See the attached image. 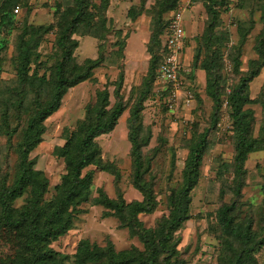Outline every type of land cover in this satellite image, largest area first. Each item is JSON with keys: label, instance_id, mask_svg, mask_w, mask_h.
Returning <instances> with one entry per match:
<instances>
[{"label": "rangeland", "instance_id": "374dc122", "mask_svg": "<svg viewBox=\"0 0 264 264\" xmlns=\"http://www.w3.org/2000/svg\"><path fill=\"white\" fill-rule=\"evenodd\" d=\"M159 1L83 0L88 22L78 25L69 37L75 47L66 74L84 70L89 61L94 66L86 80L66 90L58 109L43 121L40 142L28 154L32 169L47 182L43 200L56 197L55 187L66 174L59 151L67 141L74 144L80 136L79 126L87 111L102 108L101 93L107 96L105 111L118 101L123 111L110 132L94 139L105 170L89 166L80 173L90 174L89 202L77 207L70 229L48 248L70 257L77 244L86 241L97 248L110 246L114 253L132 252L138 258L136 264L144 258L146 249L141 238L112 212L91 202L100 194L110 200L121 199L125 205L142 200L131 185L127 123L137 99L143 95L138 112L142 181L151 188L154 207L149 214L137 215L138 229L149 232L156 242L168 216L167 198L180 185L188 148L198 134L207 130L198 180L190 193L188 219L172 235L169 244L174 252L168 261L234 264L240 246L218 227V208L234 202L232 221H250L255 239L264 233V64L246 87L247 102L241 111L250 127L245 137L257 143L245 156L238 174L233 163L236 131L227 104L239 78L261 63L257 50L262 44L264 54V0H243L237 9L217 8L210 38V0L175 3V7L186 4L182 14L185 63L182 89L172 101L164 87L155 77L151 81L148 74L147 49L157 28ZM13 5L18 6L17 15H11ZM74 12L73 0H0V184L6 187L17 177L21 134L35 112L34 102L43 105L50 96L53 67L59 60L55 42ZM170 13L161 15V23ZM23 45L30 48L31 58L21 69L17 50ZM154 50L155 45L151 46ZM210 51L217 52V57H211ZM213 90L219 109L211 127ZM237 177L240 189L234 197ZM27 197L28 191L13 201L12 208L22 207ZM13 236V232L0 229V264L13 262L17 251ZM155 250V264H162L169 253H163L157 245ZM242 261L264 264V246Z\"/></svg>", "mask_w": 264, "mask_h": 264}, {"label": "trees", "instance_id": "16d2710c", "mask_svg": "<svg viewBox=\"0 0 264 264\" xmlns=\"http://www.w3.org/2000/svg\"><path fill=\"white\" fill-rule=\"evenodd\" d=\"M177 1L160 0L157 5L155 14L157 28L151 34L149 39L150 49H147L150 55L148 74H151V81L164 54L161 41L165 34L166 21L161 23V15L170 13ZM242 1L210 0L208 2L207 14L210 19L207 27V38L211 37L216 15L215 10L217 8H223V10L237 9ZM73 2L75 4L74 15L62 26L55 42L59 60L55 62L53 67L54 78L50 96L43 105L37 101L34 102L35 112L28 118L22 130L16 179L9 187L0 184V229L13 232L14 235L17 251L11 264H101L102 262L103 264H136L138 258L132 252L114 253L110 246L105 249L97 248L89 245L86 241H80L74 254L70 257L48 248L52 241L70 229L72 219L77 213V207L89 202L90 174L81 176L80 173L89 166L98 168L100 171L105 170L101 165L99 149L95 145L94 139L110 132L123 111L120 101L115 103L109 111H105L107 96L105 92L101 93L102 108L94 109L92 113L87 111L79 126L80 136L76 138L74 144L67 141L59 151L65 162L66 174L61 178L60 184L55 187V190H57L56 197L51 201L43 200L47 182L40 172L32 169V162L28 160V154L40 142V137L44 132L42 123L58 109L60 100L66 90L86 80L88 71L94 66L89 61L84 70L66 74L67 69L70 67L71 53L75 47L74 43L70 42L69 37L78 25L87 21L86 16L83 14V0H73ZM16 6L11 7V15L13 8ZM153 45H155L154 52L151 51ZM35 46L36 44L33 45V47ZM257 51L261 63L255 65L254 71H250L246 76H241L227 97L232 125L236 131L233 163L237 174L241 170L245 156L256 148L257 143L255 140L245 137L250 125L245 119V112L241 111L243 105L247 102V84L256 76L257 71L264 64L262 44L259 45ZM210 52L211 57H217V52ZM30 58V48L28 49L27 45L19 46L17 61L21 69L27 66ZM208 68L212 70L210 64H208ZM211 99L213 113L210 124L213 127L216 122V112L219 109V100L215 90L211 93ZM142 100L143 95L137 99L129 114L127 123V141L130 145L129 156L133 169L131 185L141 194L142 200L125 205L121 199L110 200L100 194L93 198L91 202L95 206H101L112 212L119 221L125 223V226L132 233L141 238L146 254L140 264H155L157 253L155 245L163 253H169L161 261L162 264H169L168 258L174 252L169 242L173 233L188 219L190 193L198 180V169L206 147L207 130L198 134L188 148L181 171L180 185L167 198L168 216L162 228L158 231L155 242L149 232L138 229L139 225L136 221L137 215L149 214L154 207L151 188L142 181L144 171L140 149L143 145L139 137L141 128L138 121V112ZM236 180V184L232 189L234 197H238L240 189L238 177ZM27 191L28 197L25 204L18 209L12 208L13 201L20 198ZM234 208V202L220 206L216 211V221L224 235L239 243L240 249L235 257L234 264H244L242 259H246L251 252L264 246V233L261 237L255 239L250 221L239 224L232 221Z\"/></svg>", "mask_w": 264, "mask_h": 264}, {"label": "built area", "instance_id": "2783aa9c", "mask_svg": "<svg viewBox=\"0 0 264 264\" xmlns=\"http://www.w3.org/2000/svg\"><path fill=\"white\" fill-rule=\"evenodd\" d=\"M236 2L237 0H230ZM186 4L176 6L166 20L165 34L162 37L161 45L164 54L160 63L155 70V80L158 81L165 89L170 100L176 99L177 94L183 86V68L184 59H182L183 51V23L182 14L185 11ZM18 7L12 10L13 15L18 14ZM189 96H186L188 101Z\"/></svg>", "mask_w": 264, "mask_h": 264}]
</instances>
